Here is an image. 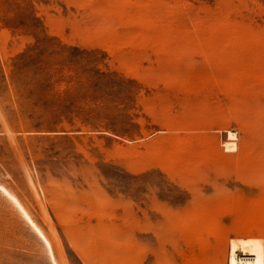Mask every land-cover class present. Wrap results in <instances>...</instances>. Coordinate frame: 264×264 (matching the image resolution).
<instances>
[{"label": "rangeland", "instance_id": "rangeland-1", "mask_svg": "<svg viewBox=\"0 0 264 264\" xmlns=\"http://www.w3.org/2000/svg\"><path fill=\"white\" fill-rule=\"evenodd\" d=\"M0 264H264V0H0Z\"/></svg>", "mask_w": 264, "mask_h": 264}, {"label": "bare ground", "instance_id": "bare-ground-1", "mask_svg": "<svg viewBox=\"0 0 264 264\" xmlns=\"http://www.w3.org/2000/svg\"><path fill=\"white\" fill-rule=\"evenodd\" d=\"M228 137H229V139H231V142L227 143L226 145L233 148V146H235V142H234V139L236 138L235 132L229 130L228 131Z\"/></svg>", "mask_w": 264, "mask_h": 264}]
</instances>
